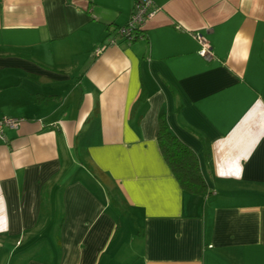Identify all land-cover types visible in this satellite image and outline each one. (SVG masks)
Instances as JSON below:
<instances>
[{
  "label": "crops",
  "instance_id": "1",
  "mask_svg": "<svg viewBox=\"0 0 264 264\" xmlns=\"http://www.w3.org/2000/svg\"><path fill=\"white\" fill-rule=\"evenodd\" d=\"M133 2L0 0V264H264V0H154L125 44Z\"/></svg>",
  "mask_w": 264,
  "mask_h": 264
},
{
  "label": "trees",
  "instance_id": "2",
  "mask_svg": "<svg viewBox=\"0 0 264 264\" xmlns=\"http://www.w3.org/2000/svg\"><path fill=\"white\" fill-rule=\"evenodd\" d=\"M156 141L163 159L180 187L192 194L204 192L207 187L201 175L196 154L170 132L162 119L159 122ZM206 154L208 157V150Z\"/></svg>",
  "mask_w": 264,
  "mask_h": 264
},
{
  "label": "built area",
  "instance_id": "3",
  "mask_svg": "<svg viewBox=\"0 0 264 264\" xmlns=\"http://www.w3.org/2000/svg\"><path fill=\"white\" fill-rule=\"evenodd\" d=\"M156 9L154 8V0H134L131 13L127 22L118 27L115 31V37L125 43L131 44L139 36L142 35V29L144 23L153 17ZM194 37L198 41L199 49L197 54L204 59L206 62H211L214 60V54L209 47L208 43L200 34H195ZM100 49H96L94 54H98ZM21 118H10L3 117L0 119V143H6V138L4 135L5 129L18 130L22 123Z\"/></svg>",
  "mask_w": 264,
  "mask_h": 264
}]
</instances>
